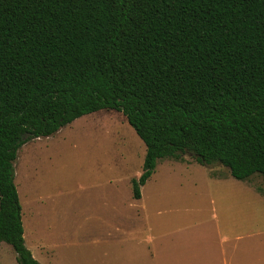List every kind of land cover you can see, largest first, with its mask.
Listing matches in <instances>:
<instances>
[{
	"label": "trees",
	"instance_id": "16d2710c",
	"mask_svg": "<svg viewBox=\"0 0 264 264\" xmlns=\"http://www.w3.org/2000/svg\"><path fill=\"white\" fill-rule=\"evenodd\" d=\"M120 111L157 160L264 182V0H0V242L25 246L14 160L78 117Z\"/></svg>",
	"mask_w": 264,
	"mask_h": 264
},
{
	"label": "rangeland",
	"instance_id": "374dc122",
	"mask_svg": "<svg viewBox=\"0 0 264 264\" xmlns=\"http://www.w3.org/2000/svg\"><path fill=\"white\" fill-rule=\"evenodd\" d=\"M144 154V143L113 109L83 115L50 136L24 143L13 162L14 183L23 209L25 244L33 257L40 264H122L121 258L138 254L139 263L148 264L147 240L152 236L175 231L179 235L168 237V242L193 245L205 239L215 245L229 236L227 229L264 227V199L242 185L244 180L235 179L224 188L237 189L240 210L227 214L217 208L219 224L224 217L228 220L219 230L203 173L172 159L157 162L136 201L130 181L140 174ZM194 160L186 153L181 161ZM248 181L256 187L263 184L256 174ZM39 197L42 202L35 203ZM25 205L31 207L29 219ZM135 236L143 238L141 244ZM228 243L223 244L229 260ZM133 245L142 246V253H132ZM235 249L236 262L244 260L246 242ZM0 264H18L5 242H0Z\"/></svg>",
	"mask_w": 264,
	"mask_h": 264
},
{
	"label": "crops",
	"instance_id": "0c3cea01",
	"mask_svg": "<svg viewBox=\"0 0 264 264\" xmlns=\"http://www.w3.org/2000/svg\"><path fill=\"white\" fill-rule=\"evenodd\" d=\"M161 159H168V160L172 159L170 160V162H172L173 164H174L173 160H175L177 164H181L182 166H185L187 169H189L188 167H191L196 170L199 169V171L201 170V172L203 173V180L205 181L204 186L206 190L207 189L209 190L210 196L208 197V200L209 202H211L213 206V210H214L212 219L214 220L217 219V222H218L217 226L219 230H223L221 229V227H224L225 224L228 223V220L226 217H224L222 221L220 219V224H219L218 215H216L217 208H220V210L223 213H227V214L229 212L238 213L240 210V207H237L239 193L236 191L237 189L229 190V188H224V186L227 183L228 185H230L234 183L233 180L235 179L244 180L242 185H245V187H247L248 189L254 190L257 194H259L264 199V182L261 179V181L263 182L262 186L256 187L255 185L251 184L248 181L252 175L246 179H237L231 176L229 169L227 167L222 166L220 164H214L209 167L208 165L199 164L196 160L192 162H182L181 161L182 157L181 158L169 157V158H161ZM159 160L160 159H158L157 162H159ZM215 165H218V166H215ZM229 177L233 179L231 180V178ZM142 186L140 187V197L139 198H134L133 193L131 194L132 195L131 197L135 199L136 201H138L142 196L141 195ZM42 199H43L42 197L37 198L35 203H39V202L41 203ZM23 208L27 216L26 218L29 219V213H30L31 207H26L25 205V207ZM21 211H23L22 208H21ZM24 212H23V216H24ZM21 220H22V217H21ZM22 226H23V222H22ZM227 231H228L227 233L229 234V236L220 240L222 244H215V245L205 243L206 242L205 239L204 241L200 243H193V245H190V244L180 245V244H176L175 242H171V241L168 242V237L175 238V235H179V233L175 231H174L175 235L169 231L168 233L161 234L159 238H155L154 236H152L151 240L150 239L147 240L148 242L151 243L150 246H147L148 248L147 253L150 256V259H147L148 264H264V227H251V228H247L240 232L230 230V229H227ZM24 232H25V228L23 226V237H24ZM128 232L132 234L131 231L128 230ZM164 236H167V238L165 239ZM161 237L163 238L162 241H161ZM133 238H136V240H138L136 236ZM142 240L143 238L140 237L138 240L139 244L142 243ZM226 241H229L230 243L228 244H230V246L232 247L230 248L231 249V255H230L231 259H229L230 261L225 257V249H224L225 244L223 243ZM244 242H246V245H247L246 257L244 260L236 262L235 260L236 249L235 248H237L238 245H240V243H244ZM24 243H25V239H24ZM103 248H101L102 251L106 250L105 246H103ZM131 249H132V253L133 252L142 253L143 251V247L140 245H133ZM102 253L103 255H106L104 254V252ZM31 254L32 256H34L32 252ZM136 258H138V254L133 255L132 258L130 259L121 258L120 263L140 264L138 259Z\"/></svg>",
	"mask_w": 264,
	"mask_h": 264
}]
</instances>
